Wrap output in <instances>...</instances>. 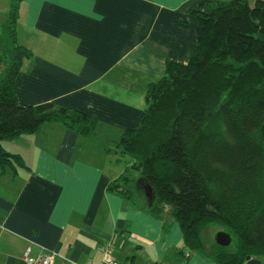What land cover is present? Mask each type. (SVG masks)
I'll return each instance as SVG.
<instances>
[{"label":"crops","instance_id":"obj_1","mask_svg":"<svg viewBox=\"0 0 264 264\" xmlns=\"http://www.w3.org/2000/svg\"><path fill=\"white\" fill-rule=\"evenodd\" d=\"M208 1L24 0L17 37L32 56L16 80L18 103L81 110L97 125L87 136L46 121L3 142L26 167L0 170V264H30L28 248L33 258L55 252L56 264H103L108 245L119 264H218L185 247L168 207L156 214L136 201L146 191L142 177L137 196L124 193L126 171L105 147L111 141L118 149L120 133L138 127L167 59H190L198 42L191 11H208Z\"/></svg>","mask_w":264,"mask_h":264},{"label":"trees","instance_id":"obj_2","mask_svg":"<svg viewBox=\"0 0 264 264\" xmlns=\"http://www.w3.org/2000/svg\"><path fill=\"white\" fill-rule=\"evenodd\" d=\"M23 2L10 0L0 53V170L14 173L26 163L4 141L46 121L87 136L97 125L81 110L18 103L16 80L32 56L17 37ZM208 2V11H191L198 25L192 56L167 59L164 76L149 85L138 127L125 128L116 144L153 188L136 201L156 214L171 208L186 248L218 264H243L247 255L264 258V0ZM126 177L123 190L132 197L135 179ZM214 225L226 228L233 245L208 244Z\"/></svg>","mask_w":264,"mask_h":264},{"label":"rangeland","instance_id":"obj_3","mask_svg":"<svg viewBox=\"0 0 264 264\" xmlns=\"http://www.w3.org/2000/svg\"><path fill=\"white\" fill-rule=\"evenodd\" d=\"M0 19L1 20H5L7 14H8V8H7V3H6V0H0ZM97 142V140H94V142ZM106 143L104 142V145ZM106 148H109L111 150V154L113 156V160H114V163L118 166H116V168L118 167V170H125L127 175H129V177H132L133 179H137L138 177H142L141 175V172L134 168V160L133 158L130 156V155H127V154H116V150H118L114 145H113V142L111 141H108L107 145H105ZM139 191H142V193H144V195L146 194V191H143V190H140ZM133 196H137L136 193L134 192L132 194ZM140 195H141V192H140ZM143 202H145V199L143 200ZM171 208H167L168 212H169V215L171 216V213H170V210ZM221 230H226L225 227L223 226H218V225H214V226H211L208 228V233H207V239L209 240V243L211 245V243L213 241H215V235L218 231H221ZM233 245V243L231 244ZM263 263H264V258H263Z\"/></svg>","mask_w":264,"mask_h":264},{"label":"water","instance_id":"obj_4","mask_svg":"<svg viewBox=\"0 0 264 264\" xmlns=\"http://www.w3.org/2000/svg\"><path fill=\"white\" fill-rule=\"evenodd\" d=\"M142 180L144 182L146 194L151 197L153 194L152 186L148 183V181L145 178L142 177ZM215 242L220 246H229L233 243V238L228 231L221 230L216 233ZM243 264H264V263L262 259L259 257L247 255L245 258V262Z\"/></svg>","mask_w":264,"mask_h":264},{"label":"built area","instance_id":"obj_5","mask_svg":"<svg viewBox=\"0 0 264 264\" xmlns=\"http://www.w3.org/2000/svg\"><path fill=\"white\" fill-rule=\"evenodd\" d=\"M29 250L26 251V259L30 264H56L57 262V255L55 252L51 251L49 253H46L42 255L39 258H33L29 256ZM105 257L103 260V264H119L118 262L114 261L111 255L112 248L110 245H108L105 249Z\"/></svg>","mask_w":264,"mask_h":264},{"label":"flooded vegetation","instance_id":"obj_6","mask_svg":"<svg viewBox=\"0 0 264 264\" xmlns=\"http://www.w3.org/2000/svg\"><path fill=\"white\" fill-rule=\"evenodd\" d=\"M262 259V261H263V258H261Z\"/></svg>","mask_w":264,"mask_h":264}]
</instances>
